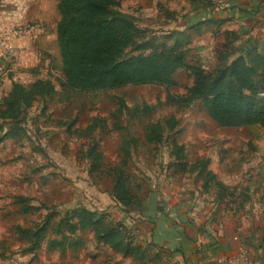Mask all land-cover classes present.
Masks as SVG:
<instances>
[{
    "label": "rangeland",
    "instance_id": "374dc122",
    "mask_svg": "<svg viewBox=\"0 0 264 264\" xmlns=\"http://www.w3.org/2000/svg\"><path fill=\"white\" fill-rule=\"evenodd\" d=\"M116 1L119 11L127 10L133 23L143 30L127 50L128 56L138 54L139 44L158 41L173 30L186 11L185 0ZM212 1L226 7V0ZM171 11L176 15L169 16ZM198 42L188 55V63L201 65L208 72L215 63L212 43L207 37ZM262 78L259 70L256 80L260 92ZM192 82L191 74L182 70L174 75L169 87L127 86L93 96L70 93L66 99L58 90L47 105L34 104L32 113L44 112L51 117L41 119L36 126L29 118L18 122L17 128L24 131L18 146L13 143L0 151V264H134L132 258L98 244L90 231L74 235L82 241L81 248L74 252L49 250L45 240L34 255H25L27 244L15 229H34L47 214H53L51 222H57L65 212L85 208L105 214L104 225L137 243L139 200L146 206L151 199L161 210L198 199L210 201L216 189L213 182L205 184L207 172L223 181L233 175L247 176L245 166L261 158L255 146L264 152V134L258 127H217L207 117L201 99L183 105L167 98L184 97ZM42 124L49 128L46 133H39ZM174 146L183 149L187 163L184 171L168 168ZM89 148L97 156L96 163L87 154ZM31 149H35V156H30ZM91 161L99 171L88 176ZM201 162L207 166L203 170L199 168ZM48 172L55 177L41 184L40 179ZM118 172H122L138 204L123 208L113 200ZM231 185L237 189V196L246 188L253 189L243 183ZM15 196L27 198L25 205L31 204L36 210L19 214V207L13 204Z\"/></svg>",
    "mask_w": 264,
    "mask_h": 264
},
{
    "label": "trees",
    "instance_id": "16d2710c",
    "mask_svg": "<svg viewBox=\"0 0 264 264\" xmlns=\"http://www.w3.org/2000/svg\"><path fill=\"white\" fill-rule=\"evenodd\" d=\"M201 1L208 14L214 12L209 0ZM228 2L229 0L226 5ZM118 7L116 0H58L56 37L61 62V79L58 84L62 99L68 98L70 93L93 96L127 86L169 87L174 83V75L184 70L193 77L186 95L182 98L167 95V98L183 105L196 98L201 99L207 117L219 128L258 127L264 131V88L262 86V92L258 91L259 81L256 80L262 57L253 47L248 44L239 46L236 57L229 60L235 52L229 49L230 42H227L216 52L215 65L208 72L199 65L186 62L185 46L189 37L183 32L170 34L168 42H163L160 38L158 41L139 44L138 54L128 56L127 50L135 43L140 31L132 18L121 13ZM224 9L222 7L217 12ZM213 20L208 17L193 25V32L198 33L202 26L214 27L217 21ZM141 50L146 53H141ZM55 93L57 91L49 82L37 81L29 88L13 84L10 93L0 104L2 123L6 124L5 120L10 119L8 124L19 129L17 123H20L19 118L26 110L34 102L51 98ZM171 149L168 168L184 171L187 163L182 154L183 149L179 146ZM87 154L94 163L97 162L93 149L89 148ZM92 161L87 166L88 176L99 171V166L92 165ZM206 167L205 162L199 165L202 170ZM207 174L209 176L205 179V184L213 182L217 199L230 194V189L217 181L214 174ZM112 198L123 208L133 205L136 200L122 172H118ZM150 201L151 199L146 206H143L141 200L139 204L135 202L141 207L144 222L148 223L154 220L151 209L157 210ZM25 202L22 197H18L15 202L20 205L19 212L22 214L31 209ZM104 218L106 216L103 213L74 208L65 212L57 222H51L53 214H47L39 227H16L15 230L24 244H27L24 254L34 255L45 240L49 250L59 253L66 250L74 252L82 246V241L73 238L74 235L90 231L98 244L108 246L121 256L132 258L136 262L145 259L143 247L132 243L123 232L104 225Z\"/></svg>",
    "mask_w": 264,
    "mask_h": 264
},
{
    "label": "crops",
    "instance_id": "0c3cea01",
    "mask_svg": "<svg viewBox=\"0 0 264 264\" xmlns=\"http://www.w3.org/2000/svg\"><path fill=\"white\" fill-rule=\"evenodd\" d=\"M57 2L58 0H0V37L11 29L28 24L39 23L43 27L34 41L28 38L9 39L14 56L0 79V104L10 93L13 84L29 88L37 81L49 82L55 91L60 90L58 82L61 79V62L56 37V24L59 20ZM185 5L183 20L173 30L161 36L163 42H168L167 37L172 33L186 34L189 37L185 46L187 63L190 51L204 37L212 43L210 49L215 61L216 52L227 42H230L229 49L235 52L229 60L236 57L239 46L248 44L262 57L259 70L264 82V0H229L223 11L210 14L201 0H185ZM120 12L131 15L127 10ZM168 15H176V12L171 11ZM208 17L217 21L216 25L202 26L198 33H194L192 26ZM134 24L136 25L135 22ZM136 28L143 31L137 25ZM198 47L201 49V46ZM262 86L264 88V84ZM39 102L47 105L49 98L34 102L33 105ZM32 106L19 118L20 123L29 118L31 124L35 125L41 119L47 121L51 117V114L45 115L44 112L32 113ZM2 122L0 118V151L3 152L13 143L18 146L24 131L10 126V119L5 120L6 124ZM42 126L44 127L39 126V133H46L49 128L46 124ZM33 133L35 134L34 131ZM31 140L35 142L32 137ZM255 147L261 158L245 166L247 176L233 175L229 184V181H223L215 175L217 181L230 189V194H224L221 199L214 195L210 201L198 199L192 203L183 202L175 207H165L163 210L151 209L154 217L152 223L144 222L140 217L135 225L140 240L135 244L143 247L146 256L140 262L133 261L134 264H213L219 256L234 254L239 245H244L255 264H264V152L260 153L258 145ZM29 154L35 156L37 153L35 149H31ZM242 167L244 169V166L240 168ZM45 175V178L40 179L41 184H48L55 177V173L48 172ZM231 183L248 184L253 189L246 188L244 193L237 196V189ZM18 197L25 201L27 198H13V204L19 207L18 213L24 215L19 212L20 205L15 203ZM27 206L31 209L26 214L36 210L31 204Z\"/></svg>",
    "mask_w": 264,
    "mask_h": 264
},
{
    "label": "built area",
    "instance_id": "2783aa9c",
    "mask_svg": "<svg viewBox=\"0 0 264 264\" xmlns=\"http://www.w3.org/2000/svg\"><path fill=\"white\" fill-rule=\"evenodd\" d=\"M214 7V12L220 10L224 4L209 0ZM227 1V0H226ZM225 1V4H226ZM43 27L39 23L28 24L19 28L11 29L0 37V79L5 73L6 66L14 56L13 48L9 39L28 38L30 41L36 40L37 35L42 32ZM214 264H255L246 252L244 246L239 245L234 254L229 256H219Z\"/></svg>",
    "mask_w": 264,
    "mask_h": 264
}]
</instances>
